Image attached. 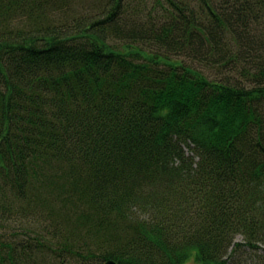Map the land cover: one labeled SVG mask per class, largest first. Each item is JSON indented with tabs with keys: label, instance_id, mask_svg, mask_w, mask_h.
<instances>
[{
	"label": "trees",
	"instance_id": "trees-1",
	"mask_svg": "<svg viewBox=\"0 0 264 264\" xmlns=\"http://www.w3.org/2000/svg\"><path fill=\"white\" fill-rule=\"evenodd\" d=\"M108 260L264 264V0H0V264Z\"/></svg>",
	"mask_w": 264,
	"mask_h": 264
},
{
	"label": "rangeland",
	"instance_id": "rangeland-1",
	"mask_svg": "<svg viewBox=\"0 0 264 264\" xmlns=\"http://www.w3.org/2000/svg\"><path fill=\"white\" fill-rule=\"evenodd\" d=\"M238 239L240 240L241 239V237L240 236H238ZM258 252H261L262 253V251H258ZM243 253H244V258H247V259H249V251H243ZM261 253H257V255H260ZM251 254V253H250ZM186 264H193V261H188ZM251 264H253V262L251 263Z\"/></svg>",
	"mask_w": 264,
	"mask_h": 264
},
{
	"label": "water",
	"instance_id": "water-1",
	"mask_svg": "<svg viewBox=\"0 0 264 264\" xmlns=\"http://www.w3.org/2000/svg\"><path fill=\"white\" fill-rule=\"evenodd\" d=\"M104 264H115V263L113 261H111V260H108Z\"/></svg>",
	"mask_w": 264,
	"mask_h": 264
}]
</instances>
